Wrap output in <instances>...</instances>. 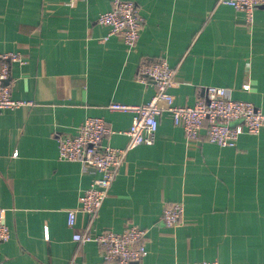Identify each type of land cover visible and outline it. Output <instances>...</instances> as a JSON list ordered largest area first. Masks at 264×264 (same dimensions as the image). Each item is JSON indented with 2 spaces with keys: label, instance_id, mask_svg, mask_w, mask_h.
Here are the masks:
<instances>
[{
  "label": "crops",
  "instance_id": "1",
  "mask_svg": "<svg viewBox=\"0 0 264 264\" xmlns=\"http://www.w3.org/2000/svg\"><path fill=\"white\" fill-rule=\"evenodd\" d=\"M0 0V54L20 53L5 82L14 100L0 110V210L10 232L0 243V264H99L91 235L146 231L141 264H264V128L241 135L232 148L187 140L162 113L152 145L126 153L106 199L89 219L67 211L99 177L92 168L58 160V136H74L86 118H102L113 131L104 145L124 148L133 114L109 104H145L151 83L135 81L142 63L166 61L175 70L171 94L193 106L208 87L227 88L234 100L264 113V7L250 25L219 0H128L144 23L134 47L120 38L102 42L96 23L111 0ZM244 86H248L245 90ZM16 154V155H15ZM180 202L181 221L161 223L164 206Z\"/></svg>",
  "mask_w": 264,
  "mask_h": 264
},
{
  "label": "built area",
  "instance_id": "2",
  "mask_svg": "<svg viewBox=\"0 0 264 264\" xmlns=\"http://www.w3.org/2000/svg\"><path fill=\"white\" fill-rule=\"evenodd\" d=\"M88 0H68L73 6L77 2ZM219 3L240 12L247 25L254 20V12L264 7V0H219ZM96 23L107 28V34L101 38L106 42L117 37L127 47H134L142 29L144 18L135 3L128 0H111L110 8L101 13ZM24 65V57L20 53L0 54V110H14L30 106V102L14 100L5 82L10 75L9 65ZM175 70L164 61L142 63L135 81L146 85L151 83L155 93L145 104L130 106L111 103L110 111L130 112L133 119L130 128L125 132L128 143L118 149L103 144V140L113 134L111 128L102 118H86L76 130L74 136H58V160L76 162L84 168H92L99 173L89 188L79 198L78 207L67 211V225L75 226V216L81 212L92 218L99 210L111 187L118 168L124 162L126 153L141 145H152L158 129L159 117L168 113L174 126L182 129L187 140H199L202 132L209 144L220 148H232L243 134L257 136L264 128V113L252 103L234 100L227 88L208 87L202 99L193 106H180L175 102L171 89L174 86ZM247 90L248 86H244ZM16 155V154H15ZM0 210V243L7 242L10 232L2 221ZM184 206L174 202L164 206L161 223L165 227H174L182 218ZM90 222L83 231L73 234V241L79 243L98 242L103 247L99 264H141L147 255L142 243L146 231L130 225L123 232L104 231L91 235ZM196 264H219L202 261Z\"/></svg>",
  "mask_w": 264,
  "mask_h": 264
}]
</instances>
